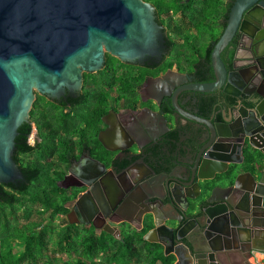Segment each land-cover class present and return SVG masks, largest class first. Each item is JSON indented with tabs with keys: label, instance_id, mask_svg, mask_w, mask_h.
I'll use <instances>...</instances> for the list:
<instances>
[{
	"label": "flooded vegetation",
	"instance_id": "obj_1",
	"mask_svg": "<svg viewBox=\"0 0 264 264\" xmlns=\"http://www.w3.org/2000/svg\"><path fill=\"white\" fill-rule=\"evenodd\" d=\"M158 1L144 0L159 27L150 53L125 63L105 52L102 68L84 71L80 85L72 83L52 97L36 93L26 124L32 132L27 139L19 135L14 155L24 178L19 187L0 185V219L3 214L4 221L10 220L12 187L23 191L40 173L63 190L55 197L57 206L68 199V213L56 220L67 219L61 226L66 233L111 236L114 243L145 233L146 243L135 238L132 247L147 253V244L162 247L154 216L163 222V232L180 230L185 215L193 221L200 217L196 203L186 199L200 193L197 179L190 184L198 166V140L204 124L216 123L236 100L224 91L203 93L199 88L216 81L212 56L229 18L201 29L203 23L192 20L191 12L183 8L176 13ZM234 1L225 0L224 5L233 6ZM218 30L219 35L211 34ZM234 42L222 55L230 71ZM27 145L33 149L24 152ZM244 155L234 158L240 165L230 166L227 176L232 180L235 169L244 175L252 170L249 155ZM28 206L38 217L40 206ZM154 236L157 242L146 241ZM228 246L247 261L256 249H264V242Z\"/></svg>",
	"mask_w": 264,
	"mask_h": 264
},
{
	"label": "water",
	"instance_id": "obj_2",
	"mask_svg": "<svg viewBox=\"0 0 264 264\" xmlns=\"http://www.w3.org/2000/svg\"><path fill=\"white\" fill-rule=\"evenodd\" d=\"M158 36L153 8L144 0H0V185L19 187L24 178L14 155L36 93L52 97L80 85L84 71L102 68L105 52L136 62ZM236 40L230 71L222 55ZM243 50L249 64L240 67ZM212 57L216 81L200 91H224L236 104L216 123L204 124L198 140L190 184L197 179L200 193L186 199L196 203L200 217L185 215L180 230L163 232L154 216L157 243L176 264H226L236 251L231 242H264V0L233 2ZM245 153L252 170L244 175L235 169L232 180L230 166L240 165L234 158Z\"/></svg>",
	"mask_w": 264,
	"mask_h": 264
},
{
	"label": "trees",
	"instance_id": "obj_3",
	"mask_svg": "<svg viewBox=\"0 0 264 264\" xmlns=\"http://www.w3.org/2000/svg\"><path fill=\"white\" fill-rule=\"evenodd\" d=\"M225 0H159L158 4L169 6V10H175L176 13H179L184 8L187 13H192V20H200L203 24L201 29H204L206 26L213 28L219 23V21L228 19L229 13L231 11L232 5H224ZM196 6L201 10V16L196 17L195 12L198 10ZM210 22L211 24H206ZM238 49L237 40L234 42L232 50L230 51V63H233L235 60ZM221 118V117H220ZM219 118V119H220ZM27 125H24L19 133L23 134L25 139L28 138L29 134L32 132L31 129H26ZM20 141V139H17ZM33 148L29 145L26 146L24 152L31 151ZM43 173L34 176V179H31V186L23 191L13 188L10 207L11 214L10 220L8 222L0 219V264H21V262L27 258H35L36 254L43 256L46 252V239L49 232L48 227L43 228L40 233H37L40 223L36 222L35 215L32 213L31 208L28 204L30 202L35 207L42 208V211L39 212V216L48 222V226H51L56 220L57 216L63 217L68 213L66 209V203L68 199L64 200L57 206L55 197L63 194V190L56 186L55 182L51 180L49 176L42 177ZM39 205V206H38ZM27 206L26 211L23 210V207ZM20 209V210H19ZM34 221L33 231L25 230L26 226ZM66 233V232H65ZM145 233H140L136 237L127 238L125 243H114V238L109 236V239H103L99 236L93 235H80L79 233H66L59 241L60 249H69L72 250V244L76 240H81V244L85 248V254L88 256L90 262L83 259L77 261L67 260L62 264H98L96 257L98 253H103L105 255L109 254L115 247L117 252L112 256L109 261L111 263H116L119 260L126 262L127 260H132L134 257L138 262L141 260L138 259L141 257V252H138L133 249L132 242L136 238L139 244L146 243L144 241ZM12 240H17L22 242L25 245V253L22 257H16L13 254V248L10 249L9 244ZM118 244V245H117ZM119 246V247H118ZM8 247V251H5ZM145 249L147 250L148 260L147 264H176V258L174 256L166 257L162 247L158 245L147 244ZM26 256V257H25ZM264 264V261H263Z\"/></svg>",
	"mask_w": 264,
	"mask_h": 264
},
{
	"label": "rangeland",
	"instance_id": "obj_4",
	"mask_svg": "<svg viewBox=\"0 0 264 264\" xmlns=\"http://www.w3.org/2000/svg\"><path fill=\"white\" fill-rule=\"evenodd\" d=\"M211 31H209L210 33ZM211 34H216L219 35L220 31L216 32H211ZM20 210V209H19ZM42 211V208H39L37 211L38 213ZM36 222L40 223V226L38 227L37 233H40V231L43 228L48 227V234H47V239H46V252L43 256H40L39 254H36L35 258L30 259L28 256L26 259H24L21 264H62L64 261L71 260V261H77L79 259H83L85 261L90 262L88 256L85 254V248L81 244V240H76L72 244V250L68 251L69 249H60L59 247V241L60 239L66 234L65 230L62 229L61 226H64L68 224L67 219L64 220H59L55 221L51 226H48V222L44 220V217H40L38 214V217ZM34 221H31L29 223L25 230L27 231H33L34 227ZM73 233V232H72ZM107 239V238H106ZM109 239V238H108ZM118 245V244H117ZM10 249L13 248V254L16 257H22L23 254L25 253V245L17 240H12L9 244ZM8 247L6 248L5 251H8ZM136 251L141 252L140 249H137ZM117 252L116 248L114 247L113 250L105 255L102 252L98 253L96 257V261L98 264H147L148 260H146L147 253L146 252H141V257L138 258L141 261L138 262L137 259L134 257L132 260H127L126 262L119 260L116 263H111L109 259L115 255ZM26 257V256H25ZM251 264H256L253 262V259H251ZM258 264V263H257Z\"/></svg>",
	"mask_w": 264,
	"mask_h": 264
},
{
	"label": "crops",
	"instance_id": "obj_5",
	"mask_svg": "<svg viewBox=\"0 0 264 264\" xmlns=\"http://www.w3.org/2000/svg\"><path fill=\"white\" fill-rule=\"evenodd\" d=\"M248 57L249 56H248L247 52H245L244 50L240 52V55H239V59L241 60L239 62L240 67H244V66H247L249 64V62L247 61ZM245 181L249 182V184H250L249 179H246ZM155 236L150 238L149 240L151 242H154V243L157 242V237H155ZM234 252L235 253L232 254L233 256H231V258L228 261L226 260V264H235L232 262V259L235 260L236 262H238L237 264H251V260L244 261L243 258L239 255V253L237 251H234ZM263 261H264V249L263 248L256 249L254 252V256H253V262L256 264L257 263L263 264Z\"/></svg>",
	"mask_w": 264,
	"mask_h": 264
}]
</instances>
